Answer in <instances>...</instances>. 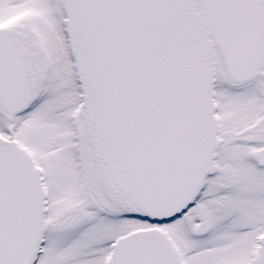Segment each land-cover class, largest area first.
Listing matches in <instances>:
<instances>
[{
  "label": "snow or ice",
  "instance_id": "6c2138e0",
  "mask_svg": "<svg viewBox=\"0 0 264 264\" xmlns=\"http://www.w3.org/2000/svg\"><path fill=\"white\" fill-rule=\"evenodd\" d=\"M0 264H264V0H0Z\"/></svg>",
  "mask_w": 264,
  "mask_h": 264
}]
</instances>
